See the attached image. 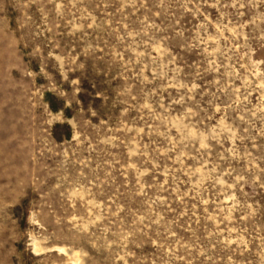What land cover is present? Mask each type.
I'll list each match as a JSON object with an SVG mask.
<instances>
[{
    "label": "rangeland",
    "instance_id": "1",
    "mask_svg": "<svg viewBox=\"0 0 264 264\" xmlns=\"http://www.w3.org/2000/svg\"><path fill=\"white\" fill-rule=\"evenodd\" d=\"M0 264H264V0H0Z\"/></svg>",
    "mask_w": 264,
    "mask_h": 264
}]
</instances>
